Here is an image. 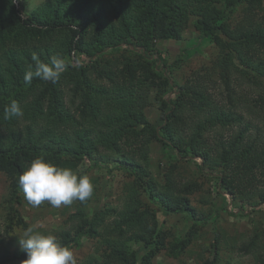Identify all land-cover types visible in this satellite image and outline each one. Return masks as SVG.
Listing matches in <instances>:
<instances>
[{"label": "trees", "instance_id": "obj_1", "mask_svg": "<svg viewBox=\"0 0 264 264\" xmlns=\"http://www.w3.org/2000/svg\"><path fill=\"white\" fill-rule=\"evenodd\" d=\"M21 4L0 0L6 232L26 226L17 207L24 199L18 177L33 159L79 176L84 159L100 164L116 154L129 178L120 203L89 208L94 193L75 200L67 227L54 234L57 243L71 249L84 237L93 240V252L77 264H154L162 251L180 258L211 215L191 203L194 183L175 180L172 170L158 180L147 168L153 141L214 178L233 212L264 205V0H42L30 11L19 10ZM239 6L241 20L230 21ZM191 18L219 53L212 67L181 83L156 41L180 39ZM53 57L65 65L58 79L36 76L38 62L51 67ZM29 71L34 75L26 83ZM214 74L221 86L216 94L207 86ZM242 85L255 88L257 98L237 94ZM152 93L162 114L157 124L145 114ZM12 101L22 115L6 116ZM234 200L242 207H231ZM159 209L182 213L187 231L163 228ZM232 247L264 264V231ZM217 254L200 264H216ZM0 258L22 262L26 256L19 247Z\"/></svg>", "mask_w": 264, "mask_h": 264}, {"label": "rangeland", "instance_id": "obj_2", "mask_svg": "<svg viewBox=\"0 0 264 264\" xmlns=\"http://www.w3.org/2000/svg\"><path fill=\"white\" fill-rule=\"evenodd\" d=\"M19 1L22 3L21 6L18 5L19 10L30 11L42 0ZM238 20H241V6L230 18L232 22ZM156 44L181 83L187 81L196 72L202 73L212 67L219 53L213 41L208 37H203L195 29L193 18L182 31L180 39H161L157 40ZM78 58L80 61L86 60L81 55ZM207 86L213 94L221 90L217 74H214L212 81ZM236 88L237 94L245 96L250 100L249 102L257 98L258 92L255 88L247 87V85L236 86ZM150 100V105L145 108V114L151 123L157 124L161 122L162 118L159 101L154 98L153 93L150 95ZM259 123L264 126L263 121H259ZM136 155L137 153L134 154V156ZM148 156L147 168L158 180H163L164 175L172 170L175 180L194 183V191L189 194L191 203L199 211L211 215L209 222L200 227L201 236L194 241L188 253L180 258H173L162 251L155 256L154 264H200L203 259L211 257L216 252H218L216 264H254L249 254L236 252L232 244L239 245L243 240L249 239L255 231H264V205L243 206L244 213L233 212V210L228 209L222 194L217 191L215 179L203 174L193 160L176 158L157 141L151 143ZM108 157H110L109 161H103L100 164H94L92 161L84 159L79 165V172H85V175L90 177L94 187L89 208H93L96 204L115 206L123 198L124 183L129 179L128 175L117 166L120 158L118 155L111 154ZM7 192V178L3 172H0V240L2 241L0 242V253L4 252L5 249L11 251L14 248H19L17 238L28 227H33L34 230L44 235L56 234L60 228L67 227L68 216L75 210V201L71 205H61L59 208L44 201L40 206L34 208L23 199V202L17 207L26 226H14L6 232L8 220L5 199ZM234 206L242 207V202L234 200L231 202V207ZM157 213L163 228L170 229L176 235L184 234L187 231L189 222L182 213L173 214L161 209ZM215 240L217 243L214 242ZM93 244V240L84 237L79 245L71 248L77 263L93 252ZM135 247L137 248L138 245ZM138 249L140 248L138 247ZM0 264H21V262L16 260L4 262L0 258Z\"/></svg>", "mask_w": 264, "mask_h": 264}, {"label": "clouds", "instance_id": "obj_3", "mask_svg": "<svg viewBox=\"0 0 264 264\" xmlns=\"http://www.w3.org/2000/svg\"><path fill=\"white\" fill-rule=\"evenodd\" d=\"M51 65L38 62L34 74L43 80L55 82L65 65L59 57H53ZM34 74L27 72L25 82L30 83ZM5 114L8 117L20 116L22 110L17 102L12 101ZM18 184L27 204L34 208L44 201L56 208L71 205L75 200L84 202L94 190L88 175L78 176L70 168L58 167L39 157L33 159L19 175ZM17 242L26 256L21 264H77L70 248L59 245L54 235H44L33 227L23 230Z\"/></svg>", "mask_w": 264, "mask_h": 264}]
</instances>
